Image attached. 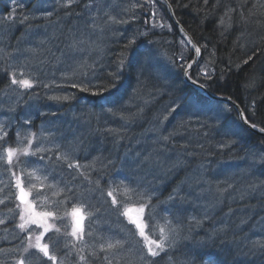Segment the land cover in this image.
Segmentation results:
<instances>
[{"label": "trees", "instance_id": "16d2710c", "mask_svg": "<svg viewBox=\"0 0 264 264\" xmlns=\"http://www.w3.org/2000/svg\"><path fill=\"white\" fill-rule=\"evenodd\" d=\"M85 1L80 0V5L74 4L72 7L67 8L66 13L60 8V33L61 35L66 34V37L69 38V42L64 46L65 50L85 63L80 66V80H88L87 78L93 76L94 70H97L102 76L101 78H103L102 83L97 88L100 92L109 86L110 80L118 84L122 80L125 84L123 91L127 89V92L121 98L128 104L133 103L132 100L125 97L133 89L140 86L138 82L129 81L130 78L134 79L136 73L130 71L129 66L125 62L131 60L135 64L137 51L144 52L148 50V47L144 38L137 42L139 45L138 49L136 44L126 49L125 44L136 33L132 31L134 28L145 31L149 25L145 23L143 26V22L138 23L137 17L132 20L128 19L130 16L129 1L119 0L121 4L128 6L127 10L120 11L118 15L104 11L107 13L108 21L117 19V21L122 20L123 22H113L103 28L99 17L96 16L97 27L95 30L91 27L89 34L77 31L76 35L68 36L66 19L72 17L74 20L79 21V11H76L80 6L84 5L83 2ZM109 1L106 0L105 4ZM172 1L173 3L170 2L174 7L176 18H182L181 20L177 19L192 35L196 43L202 47L206 44L203 39H209V44L204 50L205 54H207V49L210 45L215 51L233 54L235 60H238L237 51L239 49L233 46V39H235L237 44L238 38L241 39L239 34L245 30L249 34V40L256 43L257 51H259L258 57L264 65V7H262L264 0H221L220 7L213 9L212 5L211 7L206 6L208 9L207 20L204 19L205 11L199 10V8L205 7L203 0H179V7L175 0ZM212 2L214 4L215 0H212ZM34 5H39L40 7L38 8L41 9L48 6L41 0L36 1ZM156 5L163 16V23L159 27L162 26L163 28L156 29L152 34L147 35L148 38H156L153 40L156 42L155 48L157 51L152 49L156 53L155 58L151 66L144 69L142 78L151 76L157 70H162L159 74L160 78L169 80H164L161 84L157 83L159 79L153 81L154 84L148 83V88L145 90L151 92L153 86L155 93L149 94L147 100H140L139 103L132 104L134 107L130 108H126V106L117 107L116 105L110 108L107 105L111 101H102L105 96V93L102 92L94 95L92 100H83V102L75 105L77 99H73L79 97V93L74 92L70 86H64L63 94L62 92L59 96L56 94V97H61V99L52 98V103L48 105L38 104L30 106L25 104L8 114L6 110L0 109V129H2V133L7 132V135L0 139V157H2L0 158V200L3 201V203H0V264H15L18 261L16 258L20 257L19 250L22 246V241L14 233L18 212L14 211L15 203L14 199L12 200L13 185L15 184V176L25 181V170L23 172L22 170L25 162L30 158H21L15 164L8 165L5 155L8 148L16 149L22 147L27 144L32 135H40L42 133L46 134L43 140L45 142L48 141L50 147L45 152L40 151L33 155L35 158H32L31 165L46 170L45 173L49 174L51 178L49 181L61 180L59 184L60 192L62 190L64 195L61 198H55L61 211L66 213L69 206H71V209L73 207H82L88 212L89 217L87 219H89V223L87 229L91 235L87 236L86 242L97 249V252L101 255H93L95 250L82 252L79 250V245V249L72 243L67 245L68 235L71 233L68 227L69 221L60 218V252L56 250V255L61 258L62 264H104L102 258L107 253L100 251V244L107 243L108 239H122L125 241L124 248L113 259L112 264H139L138 254L141 252L146 254L145 244L138 237L135 228L124 221L122 214H118L117 208L121 209L120 204L116 206L111 203L114 198L117 201L120 200L115 197L113 189L108 186L109 184L116 186L113 183L114 178L118 182L121 181L125 184L142 179H150L146 180L149 183L153 181L158 183L155 181L156 179L165 180V187H168L167 191L155 203H151L152 210L149 211L146 208V213L144 212L147 218L146 235L149 239H159L160 229L163 228L167 213H169L168 217L174 223L175 220H179L186 226L188 217L195 216L186 208L193 210L194 207H199L205 198L210 199L209 203H202V205L207 204V210L199 207L203 214L205 212L208 213L209 219L204 220L202 225L196 227L190 234L187 233L186 228L182 230L181 234L188 235V239H182L174 250H168L156 257L158 264H186V258L190 252L197 253L196 264H264V252L259 250L261 245H264V161L260 159L261 156H264L262 139L255 137L250 140L246 130L239 124L238 117L233 109L226 106L224 109L223 106L219 105L211 107V105L205 104L203 106L206 107V111L208 109L215 110L218 107L223 109L221 120L219 123L214 121L206 122L205 116L201 117L203 119L201 120L202 125L198 129L194 128L191 131L198 135V140L195 143L176 144V140H162L160 144H154L147 142V138L144 136L149 129L151 131L156 130L151 128V123L161 117L159 111H164L165 106L162 109L160 107L168 100L176 101L180 99L181 94H184L187 99L194 95V92L186 88L182 82L183 68L179 64V49L172 51L173 44H167L165 41L162 45L157 44L161 33L165 36L168 31L174 28L165 7L159 3H156ZM184 5H187V7H184ZM225 5L235 8V11L231 12L232 27L227 31H223L221 27H218L219 23H216L215 19L212 18L218 12L224 13ZM100 7H103V5ZM100 10L103 11V8ZM141 10L143 9L141 8ZM62 13L65 14L61 16ZM240 13H243L246 23L240 22ZM30 14L25 10L10 16L5 14V17L0 20V31L5 33L12 32L18 38H22L24 35L30 36L34 33L32 29L44 31L48 27L59 23L54 14L33 18ZM109 17L114 19L110 20ZM196 17L200 18L199 22L202 23L200 27L194 25ZM17 19H21L23 24L21 25ZM32 19H35V21ZM75 23H73L74 26ZM86 24H89V21ZM61 25L65 29H62ZM110 25L116 26L117 29L110 28ZM23 28L25 32L21 35L20 32ZM120 31L125 33L126 37H119ZM69 32L71 34V30ZM222 32L223 34H221ZM82 33L84 34L83 36L81 35ZM37 35L39 40L44 43L42 47L44 50L42 49V51L45 54V57L39 62L49 70L47 72L48 76L46 78L44 76V80H40L38 84L45 91L53 90L54 87L52 85L55 84L52 80L55 78L63 80L60 77L62 74H60V71L66 65L60 62L65 53L64 55L58 51L55 53L54 49L45 44V35L40 33ZM81 38L89 43H95L92 47H85L84 51H72L69 45L73 43L74 39ZM237 46L240 47L239 45ZM17 48L19 46L12 50L0 49V51L11 54L14 51L16 52ZM122 57L124 59L123 71L120 69ZM202 60V62L208 63L207 60ZM10 67L6 62H0V86L4 82V78L1 76L2 72L5 71V68L8 69ZM223 69L225 70V77L222 81V86L213 87L211 90L223 96H227L226 94L228 93L236 95L239 100L238 104L246 111V115L251 118L250 123L255 122L259 128L264 127L263 82L259 83L251 77L239 76L238 71L241 68L236 64L228 65V67L226 66ZM220 71V68L211 65L209 73L216 80L220 77ZM71 74L74 75V73ZM114 76L118 77V79L113 80ZM198 77L201 78V82L208 83L207 78L202 77V74ZM236 78L240 80H236ZM72 79L69 78V80L65 81H73ZM234 80H236L235 82L243 81L249 86H258L261 90L258 104L247 108V99L239 96L237 91L229 88ZM217 88L223 92H219ZM88 91L86 90L85 92ZM157 92L169 95L163 100H158L160 96H157ZM49 96H55V94L50 95L47 93L45 95L46 98ZM65 96L68 99H63ZM192 100L195 102L193 98ZM173 101L170 104H166L170 106ZM54 102H60L61 106L66 108V111L61 113L58 118H54L51 112H48L51 111V105ZM80 108L84 109V112H81ZM140 108L142 109L138 112ZM165 116L169 119L167 113ZM21 117L28 118L30 123H25V120L23 121ZM115 117H118V119ZM105 118H108V123L105 122ZM204 123L205 126H203ZM135 124L139 125L136 126ZM221 125L230 128L235 133V137H225L222 134ZM178 126L179 124L175 125L172 130L188 137L189 132L186 135V125L183 128ZM54 140L60 144V150ZM202 144H210L211 147L209 149L216 155V158L208 155L207 150L202 149ZM221 144H228L229 146L221 147ZM89 149L92 150L95 157L88 163L82 153ZM252 149H255L257 156L253 157L250 155ZM66 151L73 156L78 152L73 157V160L79 161L81 165L79 169L68 167V161L61 157ZM149 154H151L152 163L147 161L142 164L137 163L138 158H143ZM230 154L237 155L234 157L236 168L239 169L241 177L238 178L237 183L231 188H227V191L221 197L216 188L226 187L224 184L223 186H218L217 182L219 180L231 181L228 174L230 171L218 165L226 159L229 160L230 157L226 156H230ZM41 157L43 158L41 159ZM109 160L112 163H108ZM178 160L181 162L180 166L173 168L172 165ZM184 161L186 162L184 163ZM191 161H194L192 166L188 165ZM122 162H127L128 166L123 165ZM199 167L203 176L195 181V171ZM26 168H29V165ZM54 169H58V175L54 174L52 171ZM216 175L220 179H217ZM53 176L57 179H53ZM173 189H178L181 196L187 197L188 202L183 207H180L177 202L168 200L169 194L173 192ZM46 191L48 190L46 189ZM109 191L112 192L111 196L108 195ZM229 191L233 192L230 194ZM7 198H9V201L6 200ZM141 203L142 201L137 205L140 207ZM157 207L163 209L162 216L157 212ZM214 229L222 230L216 232L212 240H208V235L213 233ZM92 233L95 234V237ZM99 234L101 235L96 237ZM200 241H207V247L198 249L197 243ZM96 243H98V247ZM12 254H15L16 257ZM80 257H84V259L81 260ZM151 259L149 257V260Z\"/></svg>", "mask_w": 264, "mask_h": 264}, {"label": "bare ground", "instance_id": "6f19581e", "mask_svg": "<svg viewBox=\"0 0 264 264\" xmlns=\"http://www.w3.org/2000/svg\"><path fill=\"white\" fill-rule=\"evenodd\" d=\"M36 1H38V0H34V3H36ZM53 1H54V4L52 6L57 4V8H55L51 12V15L54 14V17H56L58 19L59 23H56V25L50 26L47 29H45L44 31L32 29V31L34 33H32L30 36L24 35V36H22V38H18L12 32L11 33H5V32L0 31V49L12 50L16 46H19V48H17L16 52L14 51L11 54L3 53L0 51V62H6L7 65L9 64L11 66L8 69L5 68V71L2 72V74H1V76L4 78V82H2V84L0 86V92H1V94H0V109L5 107L8 110L7 114L21 108L25 104H29L30 106H36L38 104L48 105V104L52 103L51 100H53L52 98L56 97V94H57V96H59V94L61 92L63 94V91L65 90L66 86L65 87L64 86L56 87V85H52L54 87L53 90L49 89L48 91H45V89L40 84H38V83H40V80L41 81L44 80V76H45V78L48 76L47 72L49 71V70H47V67H44L39 62V60H42L45 57V54L42 51V49H43L42 47L44 46V43H42L39 40V38H38L39 36L37 35L38 33H40L41 35H45V37H46L45 38V44L47 46H49L50 48L54 49L55 53H57V51L61 52L63 55L65 53V55L62 59L63 62L62 61L60 62V63H64L66 65L63 70H61V71L59 70L60 74L62 73L60 77L63 78V80H60V83L69 82L70 85H68V86L73 88L74 92L79 93V97L73 99V100L77 99V102L75 103V105L78 104L79 102H83V100H85V101L92 100V98L94 96L93 95L94 92L98 93V94L103 92V93H105L104 94L105 96L102 99V101H104V100H107V101L119 100L120 103L116 104L117 107H120V106L121 107L126 106V108L134 107V106H132V104H137L140 102V100H147L149 94L155 93V89L153 86L151 88V92H148L145 90L146 88H148V86H147L148 83L154 84L153 81H155L156 79H159L157 83H160V84L162 82H164V80H169L167 78H160L159 74L162 72V70H157L156 72L151 74V76H148L144 79L142 78L145 87L135 88L131 92H129V94L125 97L127 99L132 100L133 103H129V104L126 103L124 101V99L121 98L122 95L125 92H127V89L123 91L124 85H125L124 82L119 83L120 87L116 91H112L111 86L109 85L107 92L105 90L100 92L99 90H97V88L100 85V83H102L103 78H101L102 76L100 75V73L97 70H94L93 76L91 78H87L88 80H86V81L80 80V78H79L81 75V71H80L81 67L80 66H83L85 63L81 62L77 57H75V55H73L70 52L65 50L64 46H66L67 43L69 42V38L66 37V34L61 35V33H60V7L66 13L67 8L72 7L73 5L72 4L69 5L68 0H51V2H53ZM105 1L106 0H99L98 4L95 5L94 2H91V4L94 5L95 7H99L101 5H104ZM144 1H149V2L155 3L156 0H144ZM167 1L170 4L169 7H171V9H173L174 14L176 15L174 7L172 5L173 1L172 0H167ZM175 1L177 2V0H175ZM23 2H24V0H0V8L3 10V12H1V10H0L1 15H3V17H5V14L10 16L12 12L17 10L20 7V5L23 4ZM48 3H49V0H48ZM74 4L80 5V0H76ZM87 4H89V3H87ZM85 5L80 6L79 7L80 9L78 8V10L76 11V12L79 11L78 20L80 22L74 20L72 17H69L66 19L65 23L67 26V35L68 36L76 35L75 33L77 31H79V32L82 31V32H85L86 34L90 33L91 27L89 26V24H86V23L89 21V18L93 16V15H91V10H94L95 7L94 8L91 7V9H89V8H86ZM211 5H213V2H212V0H209L208 6L211 7ZM164 6H165L166 10L168 11L167 5H164ZM13 9H14V11H13ZM65 13H62L61 16H63ZM223 14L224 13L218 12V13H216V16L212 17V18L215 19L216 23H219V18ZM97 16L99 17L103 28H105L109 24L117 21V19L114 21H108L106 11H104V10L103 11L100 10V12L98 13ZM177 18L179 20L182 19L179 17H177ZM177 18H176V21L185 30V33L191 37L192 35L185 29V27L178 21ZM199 19L200 18H198V17H196V19H195L194 25H197V27H200V24L202 25V23L199 22ZM74 22H76L75 26L73 25ZM61 27H62V29H65L62 25H61ZM110 28L117 29L116 26H112V25H110ZM70 30H71V34L69 32ZM132 31H134L136 33H144L145 34V35H138L137 36L136 45H137V42L139 40L144 38L146 40V43H147L146 46L148 47V50L149 49H151V50L155 49L156 50V48H155L156 42L153 40L156 38H154V37L148 38L145 31L138 30V28H134ZM241 32L242 33L239 34V35H241V37H240L241 39L238 38L237 44L235 43V39H233V46L239 49V51H237L238 52L237 56L239 57L238 60H235V56L233 54L219 53V52L215 51L212 48V46L209 45L208 49H207L208 50L207 54H205L204 51L200 52L199 63L202 61L201 59H204V60H207V62L209 61V63H208L209 65L216 66V68H220V70L223 68H226V66L228 67V65L236 64L241 68V70L238 71L239 76L251 77V78L255 79L256 81H258L259 83L263 82V84H264V65L262 64L261 59H259V57H258L259 51H257V45H256V43L251 42L249 40V37H248L249 34L247 31L244 30ZM180 34L183 37H186L184 33L183 34L180 33ZM236 34L238 35V33H236ZM118 36L122 37V38L126 37L125 33H123L122 31L119 32ZM203 40L206 43V45L209 44V39H203ZM149 41H152V43H149ZM237 45H239L240 47H238ZM241 45H242V47H241ZM200 48H202V47H200ZM213 51L215 52V55H210ZM249 56H251L252 59L249 60L247 64H245L244 61L247 60ZM135 58L137 59V55H135ZM190 60H191L190 62H192L193 58H191ZM229 62H230V64H229ZM125 64L128 66V62H125ZM196 67H198V65H196L194 67L193 72H194ZM170 70L173 71L172 68H170ZM174 71H175V69H174ZM12 73L15 74L17 79H21V78L29 79L33 84L32 88L25 89V88L21 87L19 84H15V85L12 84L11 83V74ZM21 73L23 75H21ZM71 73H74L73 77H70V78H73L72 79L73 81H65V80H69V78H67V77ZM75 75H76V79H75ZM53 78H55V76H53ZM236 80H240V79L236 78ZM236 80L232 81V83L229 87L230 90L237 91L239 96H243L244 99H247V105H246L247 108L258 104V102L260 100V96H261V90L259 89V87L258 86H249L243 81L235 82ZM50 81H49V83H51ZM52 81L55 84L57 79L55 78ZM129 81H131L133 83L138 82L137 81V74H135L134 79L130 78ZM73 82H75L78 85H82V86L86 87L87 90H89V91L88 92H85V91L82 92L79 87H72L71 84ZM182 82L186 88H189L194 92V95L190 98V100L193 101L192 100V98H193L195 100V102L199 101L203 110H205V111H202L200 113V115H199L200 117L205 116L206 107L203 106L204 104L205 105H211V107H214L215 105H219V106H223L224 109H225V106L229 107L230 109H233L228 104L216 102V101L209 99L206 95H204L203 93H201L197 89H195V88L191 87L189 84H187L185 82L184 78L182 79ZM59 89H60V92H59ZM217 90L219 92H223L218 88H217ZM205 91L207 93L211 94L212 96L225 98L226 100H229L230 103L232 102V103L238 105L237 103L239 102V100L236 98V95H234L232 93H228V94H226L227 96H223L219 93L212 91L211 89H207ZM47 93L50 95L55 94V96H49L48 97L49 100H48V98L45 97V95ZM156 94H157V96H160V97H158V100H163L169 95L166 93L162 94L161 92H157ZM181 96H180V99L186 98V96L184 94H181ZM172 101L173 100H168L166 103L170 104ZM58 103L54 102L51 105V111H48V112H51V115L54 118H58V116L61 113H64L66 111V108L61 106L60 102H58ZM166 103L163 106H161L160 108L162 109L164 106H169ZM141 109L142 108H140L138 110V112ZM80 111L84 112V109L80 108ZM243 111L246 112L244 109H243ZM159 114L161 115V117H164L166 115V112H163V110H161V111H159ZM21 118L23 119V121L25 119H28V118H24V117H21ZM115 118L118 119V117H115ZM238 122L242 126L240 121H238ZM135 125L138 126L139 124H135ZM160 125L161 124L158 121L154 120L151 123V126H152L151 128L157 129ZM148 131L151 132V129H149ZM246 132L248 133V137L250 138V140H253L256 137V136L252 135L251 133H249L248 131H246ZM258 139H260V138H258ZM197 140H198V135L194 134L193 132H191L187 137V141L191 142V143H195ZM182 144H185V143L183 142ZM210 147H211L210 144H205V145L202 144V149L207 150L208 155L216 158L215 157L216 155H214L212 153L211 149H209ZM229 152H232V151H229ZM77 153L78 152H76L75 154L77 155ZM75 154H74V156H76ZM82 156L89 163L91 161V159L95 157V154L92 152L91 149H89L88 151H83ZM234 156H237V155L236 154H230V156H226V157H230V159L229 160L226 159L227 161L224 160L218 166H221L223 168L225 167L227 169V171H230V172L239 170L236 168V160H235ZM61 157L64 158L63 155H61ZM240 158H242V157H240ZM185 162L186 161H184V163ZM122 163H123V165L128 166L127 162H122ZM193 163H194V161H191V162H189L188 165L192 166ZM243 168H245V167H243ZM83 170H85V168H83ZM202 176H203V173L201 172V168L199 167L195 171V177H194V179L196 178L195 181L198 178H201ZM216 177H217V179L218 178L220 179V177L218 175H216ZM239 177H241V176H239ZM146 180H150V179H146ZM146 180H144V179L136 180V181H133L129 184L120 185L118 180L114 178L113 183L115 185H117L119 188H124V186H125V188H128L130 185L131 186L142 185L144 187L156 188L157 189L156 195L153 196L152 201H151V203L153 204L163 196V194L167 191L168 187H165V180L156 179L155 181H157L158 183H155L154 181L152 183H149ZM222 181L224 183V180H222ZM229 183L232 186L234 185L233 182L226 181V183L224 184L225 187H227V185ZM108 186L112 189L115 187L113 184H109ZM233 191H229V193L231 194ZM237 193L240 194V192H238V191H237ZM124 200L126 201L128 199L125 198ZM185 204H186V202L183 204L179 203L180 207H183ZM186 209L190 210L192 212L191 214L195 215V216H201L203 214V212H201V211H194L190 208H186ZM156 210L159 213V215H161V216L163 215V209L157 207ZM21 239H23V238H21ZM95 255L101 256L98 252L95 253Z\"/></svg>", "mask_w": 264, "mask_h": 264}, {"label": "snow or ice", "instance_id": "6c2138e0", "mask_svg": "<svg viewBox=\"0 0 264 264\" xmlns=\"http://www.w3.org/2000/svg\"><path fill=\"white\" fill-rule=\"evenodd\" d=\"M74 0H68V4L70 5L71 3H73ZM209 4V0H203V5L205 7L203 8H199L200 11H205V19L208 18V9L206 6H208ZM177 6L179 7V0H177ZM221 6V0H215V3L212 5V8L215 9L217 7ZM86 8L91 9L92 4H86L85 5ZM184 7H187V5H184ZM242 7V5H241ZM262 7H264V5H262ZM14 11V9H13ZM235 11V8L230 6V5H225V11L224 14L222 16H220L219 18V24L218 27H221L223 29V31H227L229 28L232 27V16H231V12ZM107 15V13H106ZM240 22L241 23H246V20L244 19V15L243 13H240ZM25 19H27V17H25ZM110 20H113V17H109ZM116 22H122V21H116ZM89 26L93 28V30H95V28L97 27L96 25V17L92 16L89 18ZM181 31H183V29H181ZM223 34V32L221 33ZM82 36L84 35L83 33L81 34ZM138 35H145L144 33H134L133 36L131 38L128 39V43L125 44V48H130L133 44H136V40H137V36ZM187 39V37H186ZM95 42L89 43L88 41H86L85 39H74L73 43L69 45V48L72 51H84L85 47H92V45ZM149 43H152V41H149ZM188 44H192V41L190 39L187 40ZM195 48V53L197 55V57H199L200 52H201V48L200 47H196L194 44L192 45ZM202 47L207 48V45H203ZM136 48H139V45H136ZM31 51V50H30ZM134 51H136V49H134ZM137 59L135 64H133V62L131 60L128 61V66L130 71L134 72L137 74V81L140 87H145L143 80H142V76H143V71L146 67L151 66L153 59L155 58L156 53L153 52L151 49L146 50L144 52H138L137 51ZM210 55H215V52L213 51ZM181 59H183V56L181 55ZM252 57L249 56L247 60L244 61L245 64L248 63L249 60H251ZM193 63L199 65V60L196 59L194 60L192 63H188L187 68H192L193 67ZM123 67H124V59L123 57L121 58V62H120V69L121 71H123ZM181 67H183V65H181ZM208 67V64L205 63L204 68L206 69ZM230 71V69H228ZM185 73H186V78L188 80H190L194 85H197L201 91H205L207 89H211L213 87H219L222 86V81L224 80L225 77V70L221 69L220 71V77L216 80L213 79V75L207 71H204V76L207 78L208 83H203L201 82L199 79H194L192 78L190 75H187V69H185ZM21 75H23L21 73ZM118 79V77L114 76L113 80ZM11 83L12 84H19L21 87L25 88V89H30L32 88L33 84L29 79H17L15 74L12 73L11 74ZM120 83H123V81L121 80ZM109 85L111 86V90L112 91H116L119 89L120 84L118 83H113L112 80L109 81ZM72 87H79L80 90L86 91L87 88L82 86V85H78L75 82H73L71 84ZM45 87H47V85H45ZM106 92L108 91V87H105L104 89ZM93 95H97V93H93ZM54 99H61V97H54ZM63 99H68L67 96L63 97ZM120 103L119 100H114L111 101L109 105H107L108 107H114L116 104ZM223 109L221 108H217L215 110L213 109H208L205 112V121H214L216 123H219L221 120V112ZM204 111L202 106L200 105L199 101L193 102L190 99L187 98H181L178 99L176 101H173V103L168 107L167 112L168 115H172V114H176L178 116H181V123L183 122V116L185 115H189V114H193V115H200V113ZM238 114L241 116L242 118V122L244 125H247L248 127H250L251 129H257V124L255 122H251L250 117H247L244 115L243 112H240L238 110ZM168 117L165 116V119H167ZM25 123H30V120L25 119L24 121ZM221 129H222V134L225 137H235V133L231 131L230 128L224 127L223 125H221ZM260 133L264 134V127H261L258 129ZM7 135V132H4L2 135H0V139H2L4 136ZM19 135V134H18ZM164 140L169 139L168 136H163L161 137ZM262 143H264V137H262ZM228 144H221V147H228ZM44 149L41 147H37L35 149V151H43ZM35 154V152L33 153ZM14 155H16V152L14 149L12 148H8L7 149V164L8 165H12L13 164V157ZM24 155H28L27 150L24 151ZM250 155H252L253 157L257 156L258 154L255 152V149H252L250 151ZM43 157H41L42 159ZM57 159H59V157H57ZM64 159L66 161H68V167L69 168H77L79 169L81 167V165L79 164V161H73L72 159H70V154L69 153H64ZM260 159L262 161H264V156H261ZM145 161H147L148 163H152V157L151 154H149L148 156H144L143 158H138L137 163L138 164H142ZM108 163H112V161L109 160ZM180 161H176L172 167H178L180 166ZM83 174V173H82ZM17 186L19 187V181L17 182ZM232 185L229 183L227 185L226 188H221V187H217L216 191L218 193L221 194V197L223 195V193L225 191H227V188H231ZM253 190H254V186H253ZM70 191V189H69ZM127 191H129L132 195L138 197L142 203L140 206V212L143 213L145 211L146 208H148L149 210L151 209L152 205H151V201L153 196L156 195V191L157 189L154 187H144L142 185H135V186H129ZM203 191V190H202ZM20 192L21 195L19 197V199H21L22 203H26V201L24 200V196L26 195L24 193V189L22 187H20ZM108 195L111 196L112 192L109 191ZM169 201H173V202H177V203H185L188 202L187 201V197L186 196H181L180 192L178 189H173V192L169 194L168 197ZM0 203H3L2 200H0ZM112 205H117L118 201L114 198L112 200ZM117 212L118 214H122V215H127V212H120V209L117 208ZM48 215H52V213H48ZM74 216L79 217L78 219H76L73 230L71 232V235L74 238H79L80 240H83V227H82V220H83V216L79 213V212H74L73 213ZM149 219H151V217H149ZM209 219L208 213L205 212L202 216L197 217V216H190L188 217V223L187 225H183L181 221L179 220H175V223L173 226L168 227L167 230H165L164 228L160 229V236L159 239H149L148 236L145 235V231H144V226L138 222L137 220H133L130 218L129 222L134 224L136 229L139 232V235L141 237H144V239L147 241L145 247L147 249L146 254L145 253H139L138 254V261L139 264H158V261L155 259L156 257L160 256L161 253H165L168 250H174L177 246V244L183 239L186 240L188 239V235H182V230H184L186 228L187 233L190 234L196 227H199L202 225L203 221ZM20 220L22 221L19 224V228L22 231H25L28 228L29 222L25 220V216L23 214L20 215ZM32 224H37L38 227H42L44 228V232H48L49 229L46 225L44 224H38V222L36 220H32L31 221ZM222 229H214L213 233L208 235V240H212L214 237V234L216 232L221 231ZM59 231V229H57V232ZM43 238V234H41L40 236L37 237V244L36 245H32L29 243V245L24 249L25 252L28 251V248H32L35 247L37 252L42 254V256L44 258H46L48 261H52L53 264H55L56 261V256L50 254L49 252V246L47 243H39V240ZM28 239L31 240V232H29L28 235ZM124 244L125 241L122 239H117V240H111L108 239L107 243H101L100 244V251L101 252H105L107 253L106 255L103 256V261L104 264H112L113 259L117 256V254L120 252V250H122L124 248ZM197 247L198 249H202L207 247V241H200L197 243ZM260 251L264 252V245H261ZM95 255V254H93ZM196 252H190L188 253V256L186 258V264H196ZM149 257H151L152 259L149 260ZM81 260L84 259V257H80ZM18 264H25V259H21L18 261Z\"/></svg>", "mask_w": 264, "mask_h": 264}, {"label": "rangeland", "instance_id": "374dc122", "mask_svg": "<svg viewBox=\"0 0 264 264\" xmlns=\"http://www.w3.org/2000/svg\"><path fill=\"white\" fill-rule=\"evenodd\" d=\"M127 1H129V7H130V9H129L130 10V16L128 17V19L132 20L134 17L135 18L137 17L138 23L143 22V26L145 23H147L149 25V27L147 29H145V31H146L145 33H148V34L153 33L154 32L153 29H156V24L163 23V16H162L160 10L157 9V7L155 6L154 3H150V2L144 1V0H127ZM88 2H86L85 4H87ZM92 2H94V4L96 5L99 3V0H93ZM94 7L95 6L92 5V8H94ZM137 7H138V9H137ZM102 8H103V10L109 11L111 14L118 15V13L120 11L127 10L128 6L121 4L119 2V0H110L107 4H104L103 7L99 6V7H95L94 10H91V15L97 16L98 15L97 13H99L100 9H102ZM141 8L143 10H141ZM49 13H50V11H49ZM142 16H144V18H142ZM140 18H141V20H140ZM17 21L21 25L23 24L21 19H17ZM172 25H173L174 29L173 30L171 29L170 31H168V33L165 36H163V34L161 33L159 36L160 40H157V44L162 45L165 41L167 44H173V47L171 48L172 51L179 49V53H178V57L180 58L179 64H180V66L183 65L182 68L184 71L187 68L188 63H191L190 59L193 57V52L189 48L187 43L184 41V38L180 35V32L176 28V26L174 24H172ZM162 28L163 27L160 26L158 29H162ZM191 38L193 39L192 36H191ZM196 45L198 47H200L198 44H196ZM205 49L206 48H201V51H204ZM181 55L183 56V59H181ZM202 61L199 63L198 67L195 68L194 73H191L190 76L192 78L200 80L201 78H199L198 76H200L201 74H202V77L206 78L204 76V71L210 72L211 65L208 64L209 61L207 63L208 67L206 69L204 68L205 62H202ZM70 77H73V75L69 74L67 78H70ZM202 81H204V80H202ZM55 85H56V87L68 86V85H70V83L69 82L60 83V79H57V81L55 82ZM0 94H1V92H0ZM168 107L169 106H165V109L163 112H166L168 114V112H167ZM3 109L8 112V110L5 107L2 108L1 110H3ZM168 116H169V119H165V116L159 117L156 119V121H158L161 124L159 126L158 130L156 129V130H153L149 133H147L148 131L145 132L144 136L147 138V142L154 143V144H160V142L162 140H164L161 137L168 136L169 139H167L165 141L176 140V144H182L183 142L185 144H188L190 142L187 141V137L180 135V133H178L177 131L172 130L173 129L172 127L179 124L178 127L183 128L184 125H186V129H187L186 135H187L188 132L190 134V132L194 128L198 129L202 125L201 120H203L199 115L189 114V115L183 116V122L181 123V116H178L176 114H172V115H168ZM105 122H107V123L109 122L108 118H105ZM205 123L203 124V126H205ZM2 134H3L2 129H0V135H2ZM45 135H46L45 133H42L40 135H38V134L32 135L30 140L27 142V144H24L22 147H18L16 149H14L16 152V155H14V157H13V164H15L21 158L31 156L25 162L24 168L22 170V172L25 170V175H24L25 181H22V179H16L17 182L19 181V185H20L17 189L19 190L20 187L24 188L26 190L27 195H28V202H29L28 205L20 207V215L23 214L25 216V220L29 222L28 228L25 231H22V233H24L26 238H27V246L29 245V243L32 244L33 246L37 244V242H38L37 237L40 236L38 234L37 228L44 232V228L38 227L37 224H32L31 223L32 220H36L38 222V224H44V225L48 224L50 226V230L54 229L53 220L49 219L50 216H52L54 213L52 212V215H48V213H45V211L48 208L55 207V205H53L55 203L54 199L63 197L62 193H64L62 191L60 192V189L58 190V185H59L58 182L59 181H49L48 180L46 182V178L42 174V172H46V170H42L38 166L31 165L32 158H35L32 155H35V154L40 152V151H35V149L38 146L43 148L44 149L43 151L47 150L50 147L48 141L45 142L43 140V138H45ZM56 146L60 150V144H58L56 142ZM25 150H27L28 155H24ZM34 152H35V154H33ZM66 152H64V153H66ZM64 153H63V156H64ZM67 153H69V152H67ZM69 154H70V159L73 160L74 156L71 153H69ZM2 156H3V153H2ZM5 157L7 159V152H6ZM0 158H2V157H0ZM27 165H29V168H26ZM52 171L54 172V174H57V175L59 174L58 169H54ZM13 172H14V170H13ZM239 172L240 171L237 170V171H231L230 173H228L229 174V180L231 182H234V184L237 183V181H238V178L240 176ZM215 180H217V179H215ZM225 183H226L225 180H224V183L222 180H219L217 182L218 186H223V184H225ZM124 184L125 183H123V182L120 183V185H124ZM46 189L48 191H46ZM127 189L128 188H125V186H124V188H119L117 185L113 188V190L116 191L115 192L116 195H118V198L120 199V203L124 206L122 208V212H127V215H123L124 218L127 219L128 221L131 218L133 220H137L138 222H140L144 226V231H145V235H146V230H147V220L146 219L147 218L145 217L144 212L143 213L140 212V210H139L140 207L136 206V204L139 203L141 200L138 197L132 195L129 191H127ZM49 194H50V196H49ZM125 198L128 199L127 200L128 202H125V200H124ZM60 201L63 202L62 200H60ZM204 202L209 203L210 199L205 198V200L202 203H204ZM202 203H201V208L207 210V204L202 205ZM152 209L153 208H151L150 210H152ZM171 210H173V209H171ZM74 212H79L84 218L89 217L88 212L82 207H73L69 213L68 212L64 213V211H61L60 209L58 210V217L63 216L61 218L65 219V220L70 219V221L72 222V225L70 224L72 227V230L74 227V224L72 221L73 218H76V219L79 218V217L73 215ZM168 216H169V213H167L166 220L163 224V228L165 230H167L168 227H171L174 225V222ZM84 218L82 221H84ZM21 222L22 221L20 220L19 224ZM132 225L134 226V228L138 234V237H139L140 235H139L138 230L136 229L134 224H132ZM149 227H148V229H149ZM29 232H31V240L28 239ZM84 233H85L84 236L90 235L89 233L87 234V232H85V231H84ZM96 237H99V235H97ZM140 238L143 240L144 244L146 245L147 241L144 239V237L140 236ZM73 241H75V238ZM84 242H82L79 250H81L82 252H86L88 250L90 252V250H92V251L95 250L94 253L97 252V249H95L91 245H89L90 248L88 249V243H86V242L84 243ZM39 243L43 244L42 239L39 240ZM96 246L98 247V243H96ZM32 248L36 249L35 247H32Z\"/></svg>", "mask_w": 264, "mask_h": 264}, {"label": "water", "instance_id": "95a60500", "mask_svg": "<svg viewBox=\"0 0 264 264\" xmlns=\"http://www.w3.org/2000/svg\"><path fill=\"white\" fill-rule=\"evenodd\" d=\"M158 1V0H157ZM159 1H161V2H163L165 5H167V7H168V12H169V15L171 16V20H172V22H173V24L176 26V28L179 30V32L180 33H184L185 34V36L187 37V39H186V37H183L181 34V36L184 38V41L187 43V40L188 39H190L191 41H192V44H188L187 43V45L189 46V48L192 50V52H193V60H192V62L194 61V60H196V59H200V57H197V55H196V53H195V48L192 46L193 44L196 46V47H198L197 45H196V43L194 42V40L188 35V34H186L185 33V30L179 25V23L176 21V18H175V16H174V12H173V9H171V7H169V3H168V1L167 0H159ZM181 29H183V31H181ZM191 62V63H192ZM197 64H195V63H193V67L192 68H186L187 69V75H190L191 74V72L193 71V69H194V67L196 66ZM184 80H185V82L187 83V84H189L191 87H193V88H195V89H197L198 91H200L201 93H203L204 95H206L209 99H211V100H213V101H216V102H220V103H225V104H228L229 106H231L234 110H235V112H236V114H237V116H238V119H239V121H240V123L242 124V126L249 132V133H251L252 135H254V136H256V137H258V138H260V139H262V137H264V134H262V133H260L259 132V127L257 126V129H251L250 127H248L247 125H244L243 124V122H242V118H241V116L238 114V110L240 111V112H243L244 113V115L246 116V114H245V112L243 111V109H242V107L238 104V105H236V104H234V103H230V101L229 100H226L225 98H221V97H215V96H212L211 94H209V93H207L206 91H201V89L197 86V85H194L190 80H188L187 78H186V73H185V71H184ZM24 193L26 194V192L24 191ZM20 195H21V192H20V194H19V196L17 197V200H18V202L20 203V204H26V203H22L21 202V199H19V197H20ZM24 200L27 202V195H25L24 196Z\"/></svg>", "mask_w": 264, "mask_h": 264}]
</instances>
